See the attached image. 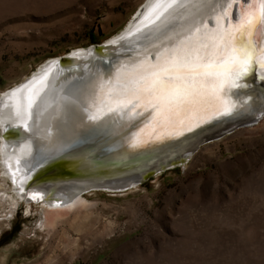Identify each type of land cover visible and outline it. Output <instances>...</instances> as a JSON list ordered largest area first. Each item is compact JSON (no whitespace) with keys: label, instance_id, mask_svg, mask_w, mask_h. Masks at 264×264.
I'll return each instance as SVG.
<instances>
[{"label":"rangeland","instance_id":"374dc122","mask_svg":"<svg viewBox=\"0 0 264 264\" xmlns=\"http://www.w3.org/2000/svg\"><path fill=\"white\" fill-rule=\"evenodd\" d=\"M144 1L0 0V92L49 58L114 36ZM83 197L89 206L49 232L38 228L41 207L19 201L0 222V264H264V122L136 187Z\"/></svg>","mask_w":264,"mask_h":264},{"label":"bare ground","instance_id":"6f19581e","mask_svg":"<svg viewBox=\"0 0 264 264\" xmlns=\"http://www.w3.org/2000/svg\"><path fill=\"white\" fill-rule=\"evenodd\" d=\"M157 1L145 0L142 3L143 11L134 19L132 16L125 27L110 37L113 40L109 45L104 46L99 54L90 53L89 56H85L84 47H77L79 54L73 55L64 64L60 63V65L57 62L58 56L49 58L22 81L0 92V222L3 216L12 214L19 201L24 199L27 206L33 202L41 207L38 228L46 229L49 232L65 220V217L63 218L65 214L77 209H84L89 206V203L87 198L83 197L84 186L77 181L59 183L42 179L34 182L35 173L39 172L34 171L39 166L41 169V165H46L62 154H65L64 156L78 154L72 160L74 163L78 160H94L100 151L124 157L128 151L133 150V147L130 146L132 134L143 127L144 119L138 122L140 125L135 124L136 130H127L129 139H125V143L127 142L125 145L127 148H125L120 147L118 139L124 132L115 135L119 121L115 119L116 121L111 124L112 117L116 118L117 115L87 124L84 113L79 108H74L71 113H68L58 105L62 104L61 97L65 95L77 97L83 101L81 93L85 86L102 71H107L110 62H113L112 64L126 63L144 55L146 50H153L150 49V44H158L163 40L164 35H170L175 31L177 34H183L187 30L191 22L183 24L188 17H185V14L181 16L180 13L189 11V8L193 9L192 6L184 9L178 8V12H175L173 16V14L169 15L168 2L163 3L164 0L160 2L163 3L162 10H158L157 14L148 19L147 24H144L145 13L150 12L153 4ZM180 2L183 3L184 0H180ZM196 11H193L194 14L189 12L191 18ZM137 25L138 27L141 25V28L133 32L132 36L129 34L123 36L125 38L116 39L120 32L126 35L129 29L132 31ZM179 30L180 32H178ZM124 51H126L127 57L114 62V58L117 57L114 53ZM110 54L112 56L110 60L106 59V56ZM149 59H154V56H150ZM105 60L108 63H105ZM29 77H33V80L24 84ZM255 96L254 93L252 96L238 97L240 103L231 115L219 116L206 120L204 123H197L192 131H186L180 136L159 141L149 139L143 147L149 146L148 149L155 150L172 144L178 146L181 142L193 140L196 134L192 133L195 130L202 131L206 123L211 125L218 119H222L218 124L220 126L225 121H232V117L236 119L238 116L256 113L257 110H263V112L255 122L241 128H251L258 123H263L264 97H259V100H256ZM36 102L39 107L35 106ZM130 125L128 126L133 128L132 123ZM215 128L217 127L212 129ZM71 165L74 166V164ZM132 184H134L133 187L137 186L135 183ZM133 187H128L127 190ZM89 192L91 190L87 193ZM26 209L29 211V208Z\"/></svg>","mask_w":264,"mask_h":264},{"label":"snow or ice","instance_id":"6c2138e0","mask_svg":"<svg viewBox=\"0 0 264 264\" xmlns=\"http://www.w3.org/2000/svg\"><path fill=\"white\" fill-rule=\"evenodd\" d=\"M189 6L197 11L183 34H162L144 55L110 62L85 86L83 101L65 95L58 107L68 113L79 108L93 122L144 117L143 127L132 134L133 148L231 115L240 103L239 90L248 86L246 78L255 75L264 82V0H170L167 5L169 15Z\"/></svg>","mask_w":264,"mask_h":264},{"label":"water","instance_id":"95a60500","mask_svg":"<svg viewBox=\"0 0 264 264\" xmlns=\"http://www.w3.org/2000/svg\"><path fill=\"white\" fill-rule=\"evenodd\" d=\"M160 2L161 0H158L156 3L153 4L151 10L149 9L150 12L147 11L145 13L146 15H144L145 17H143L145 18L143 19L145 20V23L143 22L144 24H147L146 22H148V19L155 16L158 10H162L163 7L161 8V6H163L162 4L165 1H162L163 3ZM142 8L143 4L139 6L137 13L133 15L132 19L137 17L138 14L143 11ZM140 28L141 25L140 27H138L137 25V27H134L132 31H130L129 29V33L127 32L126 35H124L125 33L120 32L116 39L125 38L123 36H127L129 34V36H132V33L136 32ZM112 40L113 39L109 38L100 43H93L84 46L85 56H89L88 54L90 53H95L96 55L99 54L100 52H102V48H104V46L106 45H109ZM78 49L79 48H75L64 55H61L57 62L59 64H64L65 61L68 60L70 57L75 54H79ZM125 53L126 51L114 53V55H117V57H119H115L114 62L121 58H126L127 56L125 55ZM110 57H112L111 54L109 56H106V59L110 60ZM105 61V63H108L107 60ZM32 78L33 77H29L28 80L24 82V84H26L30 80H33ZM246 82L248 86L239 90L238 97H247L248 95L252 96L254 95V93L258 94L259 92L260 94L257 95L256 100H259V97H264V82H261L256 77L251 76L246 78ZM262 112L263 110H257L256 113L241 117L238 116L236 119L232 117V121H225L220 126H218V124L222 121V119H218V121L215 120V124L213 123L209 125L208 123H206V126L204 124L205 128L202 131L195 130V132L192 133L196 134V136L193 137V140H186L184 143L181 142L178 146L172 144L167 147L151 150L148 149L150 148L149 146L143 147V144L140 147H135L133 148V150L128 151L127 155L124 157L113 156L114 153L106 154V151H100V153L95 156L94 160H78L74 161V163L72 160L75 158V155L78 154H74L72 156H64L65 154H62L60 157H57L53 161L44 165V173L41 175H35L33 181L38 182L39 180H42V178H44V181H57L59 183L66 181H77L79 184H82L84 186V190L82 192L83 194L87 193L90 190L92 191L95 189L102 188L109 190L124 191L128 187H133L134 184L132 183L139 185L144 179L154 175L159 171L164 170L165 168L184 163L186 160L192 157L193 153L202 144L209 141L217 140L226 134L234 132L236 129L254 123L257 117ZM115 119L119 121V125H117L119 127L116 128L115 135L124 132L118 137V139L120 147L127 148L125 146L127 143H125V139H129V132H127V130H136V127L133 125H140L138 124V122L143 120L144 117H137L135 120L130 121L126 116L124 118H121L117 115L116 118L112 117L111 124L116 121ZM85 121H87V124L89 122H93L87 120L86 117ZM130 123H132L133 128L130 127ZM213 127L217 128L212 129ZM71 164H74V166H72Z\"/></svg>","mask_w":264,"mask_h":264},{"label":"flooded vegetation","instance_id":"af4514ba","mask_svg":"<svg viewBox=\"0 0 264 264\" xmlns=\"http://www.w3.org/2000/svg\"><path fill=\"white\" fill-rule=\"evenodd\" d=\"M138 186V185H137ZM136 187V186H135ZM99 190H103V189H99ZM104 191H108V190H104Z\"/></svg>","mask_w":264,"mask_h":264}]
</instances>
